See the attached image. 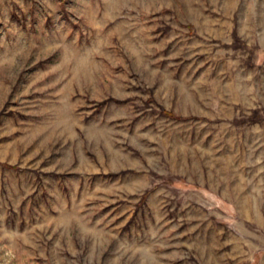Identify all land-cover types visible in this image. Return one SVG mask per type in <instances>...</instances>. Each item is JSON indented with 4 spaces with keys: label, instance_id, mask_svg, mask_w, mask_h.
I'll list each match as a JSON object with an SVG mask.
<instances>
[{
    "label": "rangeland",
    "instance_id": "1",
    "mask_svg": "<svg viewBox=\"0 0 264 264\" xmlns=\"http://www.w3.org/2000/svg\"><path fill=\"white\" fill-rule=\"evenodd\" d=\"M0 264H264V0H0Z\"/></svg>",
    "mask_w": 264,
    "mask_h": 264
},
{
    "label": "trees",
    "instance_id": "2",
    "mask_svg": "<svg viewBox=\"0 0 264 264\" xmlns=\"http://www.w3.org/2000/svg\"><path fill=\"white\" fill-rule=\"evenodd\" d=\"M166 116H170L171 114L170 113H168V112H165L164 113Z\"/></svg>",
    "mask_w": 264,
    "mask_h": 264
}]
</instances>
